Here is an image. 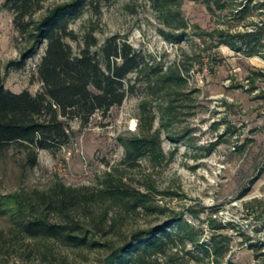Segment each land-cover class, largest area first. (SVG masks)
<instances>
[{
    "label": "rangeland",
    "instance_id": "374dc122",
    "mask_svg": "<svg viewBox=\"0 0 264 264\" xmlns=\"http://www.w3.org/2000/svg\"><path fill=\"white\" fill-rule=\"evenodd\" d=\"M64 1L46 0L36 20ZM170 1L168 15L176 17L172 21L155 9L152 0H92L71 28L81 40L95 31L100 46L118 35L162 75L184 79L160 83V87L157 73L131 75L135 88L121 107L107 115L96 114L87 127L72 121L71 143L55 152L40 151L35 168L27 166L22 150L11 149L0 162V191L33 197L63 185L80 195L94 196L92 212L75 216L86 225H101L104 231L96 239L103 243L157 227L174 212L182 213L196 225L202 243L188 242L180 264H213L200 248L213 235L218 241L223 240L220 235L230 239L225 263L264 264V257H258L264 250L251 247L264 242V63L247 57L242 47L221 45L218 34L252 31L263 19L262 11L255 9L260 0L250 5L246 16L234 7L209 10L202 2ZM5 3L0 0L2 78L7 89L36 95L43 88L38 65L47 43L38 46L24 69L12 66L23 60L33 44L16 29L14 14ZM184 24L188 28L180 29ZM184 30V40L173 37ZM203 32L213 37L199 38ZM72 44L78 52L79 46ZM156 132L161 134L165 157L124 165L123 140ZM109 173L136 189L151 188L153 210L128 211L102 199ZM158 207L166 209V214L160 215ZM51 219L60 221V216L52 213ZM209 220L215 227L232 226L218 231ZM190 251L193 255L187 254ZM105 254L101 249H69L56 241L24 239L7 219H0V264H96Z\"/></svg>",
    "mask_w": 264,
    "mask_h": 264
},
{
    "label": "trees",
    "instance_id": "16d2710c",
    "mask_svg": "<svg viewBox=\"0 0 264 264\" xmlns=\"http://www.w3.org/2000/svg\"><path fill=\"white\" fill-rule=\"evenodd\" d=\"M45 1L6 0L5 3L14 14L16 29L33 44L23 60L12 66L18 70L24 69L38 46L47 43L45 55L38 65L43 84L38 94L33 95L28 90L16 93L7 89L0 67V162L11 149H19L25 153L26 164L30 168L38 165L40 151L55 152L71 143L72 121H80L83 127H87L96 114L107 115L115 107H121L135 88L129 79L131 75L140 77L149 72L157 73L159 84L184 79L180 75H162L149 64L147 57L118 35L108 38L102 46L95 31L87 33L81 40L71 26L84 16L92 0H65L49 9L46 16L38 21L36 16L44 10ZM189 1L202 2L209 10L224 11L234 7L238 14L245 13V16L250 11V5L257 2L231 0L229 4L226 0ZM152 2L156 10L167 14L169 21L176 19L168 15L170 0ZM255 9L262 11L263 19L254 25L252 31L236 36L228 31H219L218 34L223 40L221 45L242 47L247 57L264 58V0L257 2ZM179 28H188V25ZM198 36L213 37L205 32ZM173 37L184 40L185 30L173 33ZM231 38L237 39L235 43H231ZM69 41L79 46L78 52ZM249 81L255 80L250 78ZM154 120L155 117L151 120V128ZM123 145L126 150L124 165L133 167L143 160L156 162L160 157H165L160 132L144 137L132 136L123 140ZM101 193L102 199L128 211H150L154 208L151 188L145 191L136 189L123 179L115 178L113 173L107 175ZM247 193L246 190L243 196ZM93 205L94 196L80 195L63 185L50 192L36 193L33 197L25 194L5 195L0 191V219H7L12 229L24 239L56 241L69 249L104 250L106 254L96 264H180L179 256L186 250L188 242L193 246L202 243V234L197 231L196 225L187 221L182 213L176 212L157 227L138 229L121 236L118 241L103 243L96 239L97 233L104 231L101 225H86L75 216L77 212L89 215ZM157 210L160 215L166 214L164 208L158 207ZM52 213L58 214L60 221L52 220ZM192 214L199 217L196 212ZM209 221L213 226V221ZM230 226L222 223L218 227L214 225L213 229L227 230ZM220 236L222 241L213 235L200 248L206 257L213 260V264H230L224 262L231 252L230 239L225 235ZM251 247L263 251L264 242L252 244ZM187 254L193 255V252ZM259 256L264 257V253Z\"/></svg>",
    "mask_w": 264,
    "mask_h": 264
},
{
    "label": "crops",
    "instance_id": "0c3cea01",
    "mask_svg": "<svg viewBox=\"0 0 264 264\" xmlns=\"http://www.w3.org/2000/svg\"><path fill=\"white\" fill-rule=\"evenodd\" d=\"M253 57H256V58L260 59V60L263 61V63H264V58H262V57H260V56H253ZM249 58H252V57H249Z\"/></svg>",
    "mask_w": 264,
    "mask_h": 264
}]
</instances>
